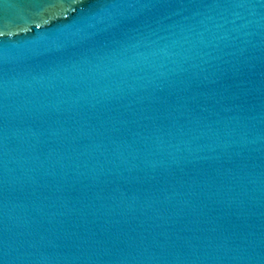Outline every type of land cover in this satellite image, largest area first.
<instances>
[{"label": "water", "instance_id": "95a60500", "mask_svg": "<svg viewBox=\"0 0 264 264\" xmlns=\"http://www.w3.org/2000/svg\"><path fill=\"white\" fill-rule=\"evenodd\" d=\"M0 264H264V0H0Z\"/></svg>", "mask_w": 264, "mask_h": 264}]
</instances>
